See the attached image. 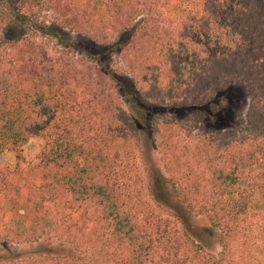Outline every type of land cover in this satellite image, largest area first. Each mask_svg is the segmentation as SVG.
<instances>
[{
  "label": "trees",
  "instance_id": "1",
  "mask_svg": "<svg viewBox=\"0 0 264 264\" xmlns=\"http://www.w3.org/2000/svg\"><path fill=\"white\" fill-rule=\"evenodd\" d=\"M15 17L28 32L6 39ZM60 28L120 66L77 56ZM235 79L246 118L202 132ZM127 80L151 105L162 168H146ZM4 154L15 161L0 166V264H264V0H0ZM194 218L216 231L217 253Z\"/></svg>",
  "mask_w": 264,
  "mask_h": 264
},
{
  "label": "rangeland",
  "instance_id": "2",
  "mask_svg": "<svg viewBox=\"0 0 264 264\" xmlns=\"http://www.w3.org/2000/svg\"><path fill=\"white\" fill-rule=\"evenodd\" d=\"M27 24L18 18H14L10 21V28L6 32V39L20 38L26 34ZM58 32L65 40H68L74 44V51L77 56H85V54H91L97 57L102 65L106 67L114 68L119 67V55L118 52L111 50L109 47L101 46L94 41H91L87 37L72 32L68 29L60 28ZM127 94H123L124 105L129 114L136 121L137 126L141 133L142 148L145 157H147L146 168L161 167L160 155L157 146V140L154 138L151 132V120L152 115L147 113L151 105L144 101L140 94L136 91L130 81L127 80L125 86ZM219 90L215 92V96L218 95ZM221 92H225V101L223 104H217V110L210 115H206L199 125L201 131L218 130L220 128H227L236 126L241 123V120L246 118L250 99L248 97V89L245 82L242 79H235L228 84ZM220 93V92H219ZM43 145V141L34 139L30 141L24 148V153L28 159H33L40 151ZM15 158L12 154H4L0 156V166H12ZM145 168V166H144ZM145 168V171H146ZM156 171V170H155ZM149 173V170H148ZM162 176L164 173L162 171ZM154 190L159 194L161 199L168 205L171 204L172 197L169 189L164 192L160 187L157 179H154ZM193 235L212 253H217L220 247L217 244V233L213 231L209 223L203 218H194L193 220ZM19 249V248H17ZM31 248L24 247L23 251L28 252Z\"/></svg>",
  "mask_w": 264,
  "mask_h": 264
}]
</instances>
